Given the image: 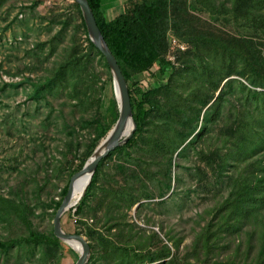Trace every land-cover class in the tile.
Returning <instances> with one entry per match:
<instances>
[{
    "label": "rangeland",
    "instance_id": "rangeland-1",
    "mask_svg": "<svg viewBox=\"0 0 264 264\" xmlns=\"http://www.w3.org/2000/svg\"><path fill=\"white\" fill-rule=\"evenodd\" d=\"M140 1L103 0L101 16L113 19ZM77 5L0 0V241H14L0 246V264L78 259V251L57 237L52 245L23 241L30 231L53 233L56 205L74 168L105 137L94 147V126L85 122L101 120L98 105H108L113 83L103 55L87 41ZM166 23L165 57L173 69L163 75L156 64L138 77L143 92L155 91L142 131L128 138L135 139L130 147L103 158L81 209L82 198L63 212L61 227L89 243L85 264H264L257 201L251 213L245 201L241 207L225 201L227 179L216 182V167L206 164L221 156L234 162L249 152L255 131L264 133V88L252 84L262 82L243 59L249 47L264 54V0H170ZM178 26L201 30L205 41L216 36L234 52L199 50ZM60 71L59 81L36 89ZM184 136L199 138L176 148ZM234 169L227 164L223 175Z\"/></svg>",
    "mask_w": 264,
    "mask_h": 264
},
{
    "label": "trees",
    "instance_id": "trees-1",
    "mask_svg": "<svg viewBox=\"0 0 264 264\" xmlns=\"http://www.w3.org/2000/svg\"><path fill=\"white\" fill-rule=\"evenodd\" d=\"M87 1L93 11L97 25L103 35V38L106 41L110 51L114 55L127 83L132 108V117L136 125L135 131L132 134L134 137L136 134L142 131L143 126L153 109V97L155 92L154 89H149L143 92V89L140 87L138 77L148 74V72L151 70V67L156 64L158 66V71L163 75L169 76L171 70L173 69L171 61L167 60V58L165 57L166 50L168 48V42L166 39V19L168 17L170 0H141L140 2L134 3L128 10L122 12L121 14L110 20L105 19L101 16L103 0ZM77 8L80 12L78 5ZM82 23L84 25L83 20ZM178 28L184 30L185 33H187L186 40L191 39L192 45H195V48L199 50L201 47H206V49L212 48L213 51L221 52L222 54L232 55V53L234 52L231 47L227 46L228 44L226 42L216 36H207L209 40L205 41V39L202 37V34L204 32L199 29L183 26H178ZM176 34H179V32L177 31ZM183 34H179L178 36L182 37ZM87 41L89 45L93 47V44L88 38ZM243 59L247 60L248 66L254 72L256 79L262 82L259 84H252L254 86H260L264 88V54L260 53L257 49L253 50L252 47H249L247 50V54L243 55ZM74 62L75 60H73V63ZM71 64H67V67L69 68ZM58 68L62 70L61 66H59ZM259 68H262L261 73H259ZM60 73L62 72H54V74L52 73L51 76H46V79L44 81L41 80L35 83L34 85L36 86V89L43 87V85H49L52 82L59 81L58 76L60 75ZM228 73L229 72L226 70L223 71V74ZM109 79L110 81H112L111 75H109ZM231 85L232 83H227L226 85H224L221 93H223L226 88H230ZM217 86L218 85H216V87ZM214 93L215 92L212 91L208 98L203 99V105H207L211 101ZM218 97L222 98V96L220 95ZM97 111L101 116V120L98 119L95 121L85 122L86 124H92L94 126L96 135L93 139V146L96 144V142H98L100 138L107 134L118 117V108L113 92L111 98L108 101V105L102 110H100V105H98ZM108 113H110V120L106 122L105 118L107 117ZM214 124L216 125V122H214ZM201 133L202 136L208 134L206 123L203 126ZM254 134L257 137L256 139H254V141L248 142V146L244 145L243 143V145L246 146V150L248 149L249 152L244 151L243 148L245 155L240 154L239 158L234 162H232L233 159L227 160V162H225L224 156H221L218 161L213 162L211 160H208L206 164L210 169H214L216 167V182H220L224 178L227 179L230 190L225 201H236V203L240 207L245 201L249 203L248 210L250 213L254 211L252 202L257 201V207L259 209L255 207V219L262 222L260 226L261 229L258 230V236L261 242L260 252L258 256L260 258H264V215H262V212L264 211L263 209H261L264 205V133L262 130H258L255 131ZM187 138L188 136H184L181 142H178L176 148L178 147V145L183 144L185 141H187ZM198 138L199 136H196L194 139L189 140V142L187 141V144L195 145ZM205 139H207V137ZM134 143L135 139L131 138L126 141L124 145L117 147L116 149L121 150L128 146L130 147ZM258 150H263V155L255 154ZM92 152L93 149L90 148L86 156L82 158L78 165H76V167L74 168V173L82 168L85 161L92 154ZM249 159L251 160L246 162ZM103 160L104 159H101L97 164L90 184L86 189L85 196L82 197L80 203L76 207L77 210L81 209L86 197L88 196V191L90 190L92 185H94L98 170ZM227 164L231 166L234 165V172L229 173L228 175L224 173L223 175V170L227 166ZM66 190H64V194ZM60 203L61 202L57 203L56 206L58 207ZM241 217L243 218L242 214ZM57 240L58 239L53 235V233L47 234L37 231H30L27 237L23 238V241L26 244L30 245H52L56 243ZM13 242L14 241H0V246L2 248H7ZM165 252H169L168 249H166ZM211 264L260 263L258 261H247V259H230L229 261H219Z\"/></svg>",
    "mask_w": 264,
    "mask_h": 264
},
{
    "label": "water",
    "instance_id": "water-1",
    "mask_svg": "<svg viewBox=\"0 0 264 264\" xmlns=\"http://www.w3.org/2000/svg\"><path fill=\"white\" fill-rule=\"evenodd\" d=\"M74 1L80 8L90 42L103 55L108 65L113 83L114 96L118 108V117L112 128L108 131L103 140H101L97 145L94 152L85 161L82 168L70 177L66 193L53 217V235L58 239L69 243L70 245L73 242H77L80 248L76 249L78 251V259L75 264H85L90 253L89 243L80 234L65 232L61 227L60 217L66 209L73 206L77 202L71 201V199L73 197L74 187L79 178L85 174L88 175L89 179L87 185H89L99 161L107 156L116 147L125 143L133 134L136 125L132 117V108L127 83L114 55L110 51L106 41L103 38L92 9L89 6L87 0ZM129 121L131 123V128L130 130H127L126 126Z\"/></svg>",
    "mask_w": 264,
    "mask_h": 264
},
{
    "label": "bare ground",
    "instance_id": "bare-ground-1",
    "mask_svg": "<svg viewBox=\"0 0 264 264\" xmlns=\"http://www.w3.org/2000/svg\"><path fill=\"white\" fill-rule=\"evenodd\" d=\"M127 130H130L131 128V123L130 121L127 123ZM103 140V139H102ZM89 176L88 175H83L79 178L78 182L76 183L74 190H73V197L71 199V201H79L82 196L84 195L88 185ZM71 245L75 248V249H79V244L77 242H73L71 243Z\"/></svg>",
    "mask_w": 264,
    "mask_h": 264
},
{
    "label": "built area",
    "instance_id": "built-area-1",
    "mask_svg": "<svg viewBox=\"0 0 264 264\" xmlns=\"http://www.w3.org/2000/svg\"><path fill=\"white\" fill-rule=\"evenodd\" d=\"M177 46H178L179 49H183V46H180V44H177Z\"/></svg>",
    "mask_w": 264,
    "mask_h": 264
}]
</instances>
